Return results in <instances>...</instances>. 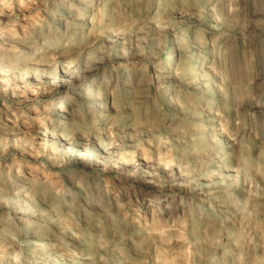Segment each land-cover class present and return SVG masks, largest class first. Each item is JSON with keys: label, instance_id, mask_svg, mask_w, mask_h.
Segmentation results:
<instances>
[{"label": "rangeland", "instance_id": "rangeland-1", "mask_svg": "<svg viewBox=\"0 0 264 264\" xmlns=\"http://www.w3.org/2000/svg\"><path fill=\"white\" fill-rule=\"evenodd\" d=\"M0 264H264V0H0Z\"/></svg>", "mask_w": 264, "mask_h": 264}, {"label": "bare ground", "instance_id": "bare-ground-1", "mask_svg": "<svg viewBox=\"0 0 264 264\" xmlns=\"http://www.w3.org/2000/svg\"><path fill=\"white\" fill-rule=\"evenodd\" d=\"M31 22H32V20H29V21H27L26 23L27 24H31ZM28 26V25H27ZM29 28H31V25L30 26H28ZM99 96H100V101H99V104L98 105H100V104H102V103H104V100H103V97H102V95L99 93ZM170 98V97H169ZM66 99V98H65ZM64 102V101H63ZM66 102V101H65ZM65 104H67V103H65ZM88 104L90 105V106H92V105H94V103H93V101H89L88 102ZM64 106H66V105H64ZM95 106V105H94ZM97 107V106H96ZM100 107V106H99ZM72 111V110H71ZM65 113H67V112H65ZM47 114V113H46ZM70 115V114H69ZM64 116H68V115H64ZM48 117V116H47ZM49 119V118H48ZM63 119V118H62ZM65 120V119H64ZM59 126V125H58ZM56 132V131H55ZM34 169V168H33ZM16 215V214H15ZM18 216V215H17ZM25 218V217H24ZM25 222V221H24ZM27 223V222H26ZM36 223V222H35ZM34 223V224H35ZM21 225V224H20ZM29 225H33L32 223H29V224H26V228L27 229H30L31 228V226H29Z\"/></svg>", "mask_w": 264, "mask_h": 264}]
</instances>
